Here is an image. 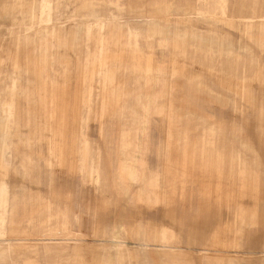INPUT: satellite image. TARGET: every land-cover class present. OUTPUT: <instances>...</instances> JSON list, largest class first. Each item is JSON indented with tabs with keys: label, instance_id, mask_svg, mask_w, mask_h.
Instances as JSON below:
<instances>
[{
	"label": "rangeland",
	"instance_id": "obj_1",
	"mask_svg": "<svg viewBox=\"0 0 264 264\" xmlns=\"http://www.w3.org/2000/svg\"><path fill=\"white\" fill-rule=\"evenodd\" d=\"M187 1L0 0V264H264V0Z\"/></svg>",
	"mask_w": 264,
	"mask_h": 264
},
{
	"label": "bare ground",
	"instance_id": "obj_2",
	"mask_svg": "<svg viewBox=\"0 0 264 264\" xmlns=\"http://www.w3.org/2000/svg\"><path fill=\"white\" fill-rule=\"evenodd\" d=\"M195 1L198 2L199 0H195ZM204 2L205 1H202L201 4H204ZM165 3H167V5H166V9H167L166 16L169 17V19H171V20H173L175 17H176L175 19H177V18H182L183 19V16H185L184 17L185 19L192 18V17L193 18L194 17H203V18L213 19L214 17H218L219 16L220 18L227 19V20L231 21L232 23H241L242 22V21L236 20L233 16H229V15L222 14V13H220V11H217V10L210 11V8H208L207 10H205V8L204 9H198V7L194 6L189 1L185 2L187 4V10H186V12H181V10L179 9V7L174 4L173 0H165ZM214 6H215V4H214ZM211 8H215V7H211ZM130 16L132 18L135 17V15H130ZM141 16L144 17L145 19L149 18V15H146L145 13L144 14L143 13L142 14H139L136 18L141 17ZM68 20L77 21V20H82V19H80L79 17L71 16V17L67 18V21ZM93 20L95 22L94 23H90V25L93 28H95V27L98 26L99 22H107L108 23L109 20H111V19H110V17L106 16L105 14H101L99 16L93 17ZM249 22H253V21H246V22H242V23H249ZM63 23H64V21H62L61 18L55 19L53 17L48 16L47 18L40 20V22H38V25H40V24L49 25V26L50 25H53V26H56L57 28H62L61 24H63ZM8 255L11 258L10 252H8Z\"/></svg>",
	"mask_w": 264,
	"mask_h": 264
}]
</instances>
